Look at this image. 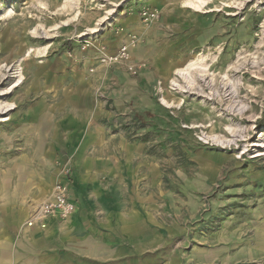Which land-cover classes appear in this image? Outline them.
I'll return each instance as SVG.
<instances>
[{
  "label": "rangeland",
  "instance_id": "1",
  "mask_svg": "<svg viewBox=\"0 0 264 264\" xmlns=\"http://www.w3.org/2000/svg\"><path fill=\"white\" fill-rule=\"evenodd\" d=\"M184 1L0 0V132L85 180L107 264H264V0Z\"/></svg>",
  "mask_w": 264,
  "mask_h": 264
},
{
  "label": "crops",
  "instance_id": "2",
  "mask_svg": "<svg viewBox=\"0 0 264 264\" xmlns=\"http://www.w3.org/2000/svg\"><path fill=\"white\" fill-rule=\"evenodd\" d=\"M27 135L0 132V264H107L119 238L110 229L97 233L85 202L89 189L78 174L70 187L77 206L72 216L48 217L44 229L25 225L58 176L49 137L38 130Z\"/></svg>",
  "mask_w": 264,
  "mask_h": 264
},
{
  "label": "built area",
  "instance_id": "3",
  "mask_svg": "<svg viewBox=\"0 0 264 264\" xmlns=\"http://www.w3.org/2000/svg\"><path fill=\"white\" fill-rule=\"evenodd\" d=\"M145 16L152 19L153 17H157V13L153 11L145 12ZM134 44V40H132L129 44L122 46L119 53L111 59L120 62L127 60L129 57V48ZM130 69L133 72L135 71L134 67H131ZM53 190L51 198L34 206L25 221L27 227H39L44 229L47 217H59V219H65L75 213L76 206L71 199L67 183H59Z\"/></svg>",
  "mask_w": 264,
  "mask_h": 264
},
{
  "label": "bare ground",
  "instance_id": "4",
  "mask_svg": "<svg viewBox=\"0 0 264 264\" xmlns=\"http://www.w3.org/2000/svg\"><path fill=\"white\" fill-rule=\"evenodd\" d=\"M207 4H209L206 0H187V1H184V6H186V7H189V8H191L192 10H195V11H197V12H199L200 13V11H203L204 12V7H206V5ZM91 30V29H90ZM198 63V62H197ZM196 63V64H197ZM194 63H189L186 67H185V69H179V70H177V74H179V76L181 75V76H183L184 78L186 77V78H190V77H192V70H193V67H194ZM197 67V66H196ZM198 68H199V66H198ZM206 71V69L205 68H201L200 69V72H205ZM202 75H204L203 73H202ZM234 84V83H233ZM229 95H231L232 96V98H235V96H236V93L234 92V91H232V92H230V94ZM166 104V103H165ZM53 195V192L51 193V195L50 196H48L47 198H45L44 200H43V202L45 201V200H47V199H49V198H51V196ZM48 218V217H47ZM68 218V217H67Z\"/></svg>",
  "mask_w": 264,
  "mask_h": 264
}]
</instances>
